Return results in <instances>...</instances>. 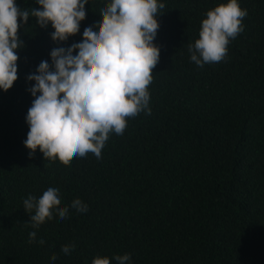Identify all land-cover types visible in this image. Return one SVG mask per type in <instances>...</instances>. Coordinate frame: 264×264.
Returning a JSON list of instances; mask_svg holds the SVG:
<instances>
[{"label":"trees","instance_id":"16d2710c","mask_svg":"<svg viewBox=\"0 0 264 264\" xmlns=\"http://www.w3.org/2000/svg\"><path fill=\"white\" fill-rule=\"evenodd\" d=\"M110 2L89 0L79 32L64 42L52 40L50 23L18 21V79L0 90V264H118L125 254L126 264H264V0H237L247 11L243 31L222 61L203 67L189 45L206 13L229 0H157L165 7L156 17L151 114L110 133L99 159L88 153L65 166L25 147L35 99L28 76L42 61L54 70L51 51L82 42ZM15 3L39 9L36 0ZM48 188L59 190L60 207L79 198L88 211L69 207L61 220L53 210L34 228L23 202Z\"/></svg>","mask_w":264,"mask_h":264},{"label":"clouds","instance_id":"9594fccd","mask_svg":"<svg viewBox=\"0 0 264 264\" xmlns=\"http://www.w3.org/2000/svg\"><path fill=\"white\" fill-rule=\"evenodd\" d=\"M36 3L39 9L22 10L15 0H0V90L4 92L18 79L16 53L23 46L18 21L27 24L31 15L42 28L50 23L54 29L52 40L64 42L79 32L89 0ZM164 7L157 0H111L101 9L102 19L95 28H85L82 42L51 51L54 70L42 61L37 74L28 76L35 82L30 89L35 99L28 110L25 141L30 153L39 149L45 159H58L65 166L88 153L99 159L110 133L122 135L128 118L142 111L151 114L148 87L160 57L153 41L159 28L156 17ZM246 15L237 0L209 10L202 20L199 38L189 45L190 60L199 67L222 61L229 41L243 31L241 22ZM23 203L26 212L34 210L30 220L34 228L51 219L53 210L61 220L68 217L69 207L79 213L88 211L79 198L70 206L60 207L59 190L55 188H48L39 199L29 196ZM35 239L36 232H31L29 241ZM72 250V245L62 247L64 254ZM130 258L125 254L115 260L126 264ZM92 264H110V260L98 257Z\"/></svg>","mask_w":264,"mask_h":264}]
</instances>
